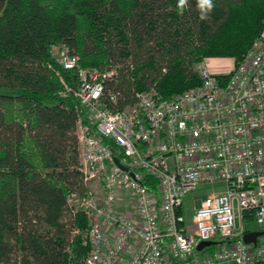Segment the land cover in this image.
Here are the masks:
<instances>
[{"label": "trees", "instance_id": "1", "mask_svg": "<svg viewBox=\"0 0 264 264\" xmlns=\"http://www.w3.org/2000/svg\"><path fill=\"white\" fill-rule=\"evenodd\" d=\"M200 15L197 0H0V264H83L91 249L88 216L70 198L88 190L77 124L94 126L79 99L62 94L61 78L76 86V73L52 46L113 70L105 90L119 107L152 87L169 99L201 86L204 59L245 58L264 0H214Z\"/></svg>", "mask_w": 264, "mask_h": 264}, {"label": "built area", "instance_id": "2", "mask_svg": "<svg viewBox=\"0 0 264 264\" xmlns=\"http://www.w3.org/2000/svg\"><path fill=\"white\" fill-rule=\"evenodd\" d=\"M51 52L76 73V86L62 80L94 126L77 124L84 185L98 180L104 191L77 198L90 225L83 264H264V239H243L252 231L247 217L264 230V25L239 63L216 70L210 58L199 63L200 87L169 99L152 87L123 107L105 90L113 70L83 67L65 44ZM218 182L225 189L195 199L188 223L187 195ZM122 189L135 209H118ZM203 242L210 245L199 249Z\"/></svg>", "mask_w": 264, "mask_h": 264}, {"label": "rangeland", "instance_id": "3", "mask_svg": "<svg viewBox=\"0 0 264 264\" xmlns=\"http://www.w3.org/2000/svg\"><path fill=\"white\" fill-rule=\"evenodd\" d=\"M208 62L210 64V67L212 68V70L219 69L220 66L226 67V69H228V67L233 66L234 59L233 58H216V59H211ZM196 69L198 70V66L196 67ZM61 80H62V78H61ZM62 82H63L64 90H65L62 92V94L68 95L69 91L66 90V86H65L63 80H62ZM87 188H88V193H91L93 195L103 196L102 194H104L103 186L98 180H93L91 183L88 184ZM224 189H225V184L222 182H218V183H214V184H209V183L201 184L197 187V189L191 191L187 195V197L185 198L184 203H183V208H182V215L184 216L186 221L188 223H191L193 221V208H194V200L195 199L197 200L196 201V203H197V202H199V199L201 197L202 198L206 197L207 195H209L211 193L222 191ZM118 196L120 198V203L124 204V206L122 207L123 209H126V210L135 209L133 200L131 199V197L127 191H125L124 189L120 190V193L118 194ZM77 198L80 199L81 198L80 195H77V197L72 196L70 198L71 205L77 206V204H78ZM122 208L118 207V209H120V210ZM123 211H125V210H123ZM244 226L247 229H253V228L257 227V225L254 222H252L251 220L245 221ZM260 238H261V240H263L264 236H262ZM16 260H14L11 263H1V264H20Z\"/></svg>", "mask_w": 264, "mask_h": 264}, {"label": "water", "instance_id": "4", "mask_svg": "<svg viewBox=\"0 0 264 264\" xmlns=\"http://www.w3.org/2000/svg\"><path fill=\"white\" fill-rule=\"evenodd\" d=\"M117 163L120 164L119 160L116 159ZM264 236V230H253L250 232H247L243 235V239L246 243L256 245L258 243V239L260 237ZM210 243L208 242H203L199 245V249H202L206 246H209Z\"/></svg>", "mask_w": 264, "mask_h": 264}, {"label": "clouds", "instance_id": "5", "mask_svg": "<svg viewBox=\"0 0 264 264\" xmlns=\"http://www.w3.org/2000/svg\"><path fill=\"white\" fill-rule=\"evenodd\" d=\"M186 0H179V7L183 8ZM197 6L201 11L200 19H206L214 7V0H197Z\"/></svg>", "mask_w": 264, "mask_h": 264}, {"label": "crops", "instance_id": "6", "mask_svg": "<svg viewBox=\"0 0 264 264\" xmlns=\"http://www.w3.org/2000/svg\"><path fill=\"white\" fill-rule=\"evenodd\" d=\"M211 59H216V58H210V60H211ZM102 195H103V194H102ZM99 197H102V196H99ZM123 206H124V204H121L120 201H119V203H118V207H119V208H122ZM119 210H120V209H119ZM123 210H126V209H123V208H122L120 211H123ZM256 229H257V228H253L252 231H253V230H256Z\"/></svg>", "mask_w": 264, "mask_h": 264}]
</instances>
